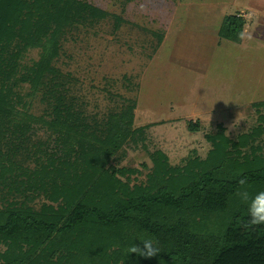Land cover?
Wrapping results in <instances>:
<instances>
[{"label":"trees","instance_id":"16d2710c","mask_svg":"<svg viewBox=\"0 0 264 264\" xmlns=\"http://www.w3.org/2000/svg\"><path fill=\"white\" fill-rule=\"evenodd\" d=\"M85 10L109 13L83 0H0V264H264V225L244 227L251 198L264 191V100L253 102L258 123L248 131L233 138L218 123L206 133V156L176 164L155 148L144 182L129 185L123 175L132 169L116 162L125 144L146 147L144 129L133 127L135 101L88 114L54 63L60 34ZM115 17L117 29L123 17ZM244 24L227 14L218 34L241 41ZM20 46L41 48L22 77L44 104L40 114L13 90ZM187 128L198 130L199 120ZM144 240L159 253H130Z\"/></svg>","mask_w":264,"mask_h":264},{"label":"rangeland","instance_id":"374dc122","mask_svg":"<svg viewBox=\"0 0 264 264\" xmlns=\"http://www.w3.org/2000/svg\"><path fill=\"white\" fill-rule=\"evenodd\" d=\"M83 1L109 13L93 18L85 10L69 23L54 63L71 75V93L88 114L101 117L125 99L135 101L133 127L144 129L146 147L127 143L125 157L116 162L132 169L123 175L129 185L144 182L155 148L181 163L189 155L206 156V133L218 123L233 138L258 123L253 102L264 100V0ZM231 13L244 17L241 41L218 34ZM115 15L123 17L117 29ZM18 53L13 90L40 114L44 104L22 77L41 48L20 46ZM189 119L199 120L198 130L187 128ZM36 135L48 137L43 128ZM6 248L0 243V252Z\"/></svg>","mask_w":264,"mask_h":264},{"label":"clouds","instance_id":"9594fccd","mask_svg":"<svg viewBox=\"0 0 264 264\" xmlns=\"http://www.w3.org/2000/svg\"><path fill=\"white\" fill-rule=\"evenodd\" d=\"M238 184L245 186L247 184V178L241 177L238 180ZM242 200H249V193L246 190H242L238 193ZM264 225V191L257 192L248 204V219L244 227L248 229H254L258 226ZM143 247L133 245L130 248V253H136L140 256L150 258L159 253L158 248L151 240L141 241Z\"/></svg>","mask_w":264,"mask_h":264}]
</instances>
